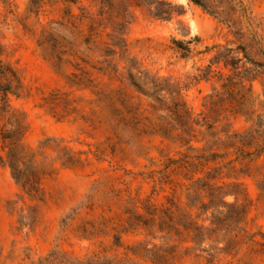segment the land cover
Instances as JSON below:
<instances>
[{
	"label": "rangeland",
	"instance_id": "374dc122",
	"mask_svg": "<svg viewBox=\"0 0 264 264\" xmlns=\"http://www.w3.org/2000/svg\"><path fill=\"white\" fill-rule=\"evenodd\" d=\"M167 1L168 20L139 0H0L20 80L0 112V264H264V0ZM128 76L182 102L184 132ZM10 118L36 192L6 165Z\"/></svg>",
	"mask_w": 264,
	"mask_h": 264
},
{
	"label": "trees",
	"instance_id": "16d2710c",
	"mask_svg": "<svg viewBox=\"0 0 264 264\" xmlns=\"http://www.w3.org/2000/svg\"><path fill=\"white\" fill-rule=\"evenodd\" d=\"M141 4H143L149 14L155 18L160 19H170L172 17L171 2L167 0H139ZM195 4L201 5L200 0H191ZM184 10L181 12H177V14H183ZM173 42L175 43V49L180 51L182 56H186L189 52V46L186 43H183L179 40L173 38ZM116 45L120 48L121 54L126 50L125 45L121 44L119 40L115 42ZM115 45V44H114ZM110 51L115 53L113 50H109L106 55H110ZM9 71L11 76H7V72ZM4 79L5 82L0 81V112L5 110V107H8L7 97L8 94L18 95V89L20 88V80L16 76L15 72L10 70V68L0 65V79ZM129 84L134 86L137 89H141L144 87L148 96L154 98L158 101L159 106L169 112L167 113L168 117L174 122V126L179 128L181 132H184V128L186 127V123L188 120V111L186 110L185 105L179 100H172L170 105H165L164 95L162 91L164 88L160 85V83L156 81H152L149 84L145 78L140 77H127ZM171 95L173 92L167 90ZM10 118L12 130L6 131V134L2 136L3 148H6V165L10 169V173L14 180L22 186V188H26L28 192H36L37 187L35 186V178L37 176V172L33 169L32 163H30V159L25 160L23 156L20 155V147L18 143V139L16 136L20 134L23 130L22 122L14 118ZM162 137H167L168 134L166 130H162L159 132ZM6 141V142H5Z\"/></svg>",
	"mask_w": 264,
	"mask_h": 264
}]
</instances>
